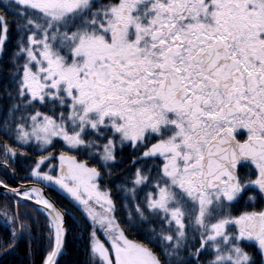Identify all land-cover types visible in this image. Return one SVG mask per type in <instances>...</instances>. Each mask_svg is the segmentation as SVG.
Masks as SVG:
<instances>
[{"label":"snow or ice","instance_id":"6c2138e0","mask_svg":"<svg viewBox=\"0 0 264 264\" xmlns=\"http://www.w3.org/2000/svg\"><path fill=\"white\" fill-rule=\"evenodd\" d=\"M0 7V56L10 28L16 41L0 167L16 179L31 161L16 186L0 180V249L34 239L24 205L44 218L42 264H60L72 213L45 191L58 188L90 221V264H264V0ZM125 147L122 223L109 183Z\"/></svg>","mask_w":264,"mask_h":264},{"label":"trees","instance_id":"16d2710c","mask_svg":"<svg viewBox=\"0 0 264 264\" xmlns=\"http://www.w3.org/2000/svg\"><path fill=\"white\" fill-rule=\"evenodd\" d=\"M8 0H0V4H7ZM3 7H0V12H3ZM11 19V17H9ZM15 31L10 28L9 33V43L6 44V54L0 56V110L7 106L9 101L5 96V89L8 91H13L11 88L10 81V69L8 67L9 57L12 55V52L15 50ZM2 114V111H0ZM4 139L0 135V140ZM11 143V141H9ZM56 154L59 151H67V148L61 144H57L55 149H52ZM118 151H120L118 149ZM133 149L130 147H125L122 152H120V157L124 161L122 167H117L113 181L109 183V187L113 189L112 195L113 199L117 203L118 213L117 218L123 223L126 217V213L122 207L123 201L121 199L122 193L116 190L115 185L120 183L118 177L125 172L126 169L131 167V158L133 154ZM76 154L78 158L87 159L86 156H82L79 153ZM30 160L18 159L13 167H16L18 176L23 175L22 168L30 164ZM89 163H93L89 161ZM16 179H9L6 175L3 167H0V180H3L9 185H15ZM48 194L56 201V203L63 208L70 210L72 213L66 217L67 225L69 228V233L66 237V247L64 254L60 258V264H90L89 257V232L91 231L89 225L90 221L84 218L82 212H80L79 206L73 201L66 193L59 190L58 188H46ZM4 201V195H0V203ZM22 213H31L34 217H37L38 223L34 227L32 236L34 239H20L17 246L14 250H8L5 252L3 249H0V264H42V257L44 255L47 241L43 239L42 233H45L44 229V218L40 213L34 212L32 208L25 207L21 205ZM46 234V233H45ZM9 236L8 227L4 224L3 220L0 219V238H7ZM142 238L137 232L130 233V238L132 237Z\"/></svg>","mask_w":264,"mask_h":264},{"label":"water","instance_id":"95a60500","mask_svg":"<svg viewBox=\"0 0 264 264\" xmlns=\"http://www.w3.org/2000/svg\"><path fill=\"white\" fill-rule=\"evenodd\" d=\"M14 187V186H13ZM45 191H46V189H45ZM4 192V190L2 189V188H0V193H3ZM46 193H47V191H46ZM6 195V194H5ZM47 195H48V197L50 198V199H52V200H54L53 198H51V196H49V194L47 193ZM55 201V200H54ZM59 206V205H58Z\"/></svg>","mask_w":264,"mask_h":264},{"label":"rangeland","instance_id":"374dc122","mask_svg":"<svg viewBox=\"0 0 264 264\" xmlns=\"http://www.w3.org/2000/svg\"><path fill=\"white\" fill-rule=\"evenodd\" d=\"M50 196V195H49ZM52 198V197H51ZM101 239H104V237L101 236Z\"/></svg>","mask_w":264,"mask_h":264}]
</instances>
